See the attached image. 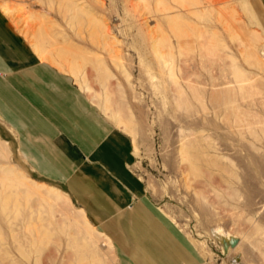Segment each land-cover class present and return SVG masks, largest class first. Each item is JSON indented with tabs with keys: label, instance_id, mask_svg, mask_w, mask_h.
I'll return each mask as SVG.
<instances>
[{
	"label": "rangeland",
	"instance_id": "374dc122",
	"mask_svg": "<svg viewBox=\"0 0 264 264\" xmlns=\"http://www.w3.org/2000/svg\"><path fill=\"white\" fill-rule=\"evenodd\" d=\"M238 1L221 9L204 0H0L38 55L72 73L129 136L141 189L208 264H264V4ZM236 21L259 34L255 57ZM105 25L120 41L112 40L117 58L103 44ZM155 39L176 82L154 58ZM116 118L130 121L131 130ZM14 147L0 131V167L39 187L41 197L26 200L25 186H10L0 219L29 220L45 231L33 245L23 240L25 256L16 252L15 261L84 264L70 241L76 237L100 264H121L110 236L59 186L35 176ZM218 232L239 241L224 251ZM106 238L112 250L100 245Z\"/></svg>",
	"mask_w": 264,
	"mask_h": 264
},
{
	"label": "crops",
	"instance_id": "0c3cea01",
	"mask_svg": "<svg viewBox=\"0 0 264 264\" xmlns=\"http://www.w3.org/2000/svg\"><path fill=\"white\" fill-rule=\"evenodd\" d=\"M0 131L35 176L110 236L121 264H208L141 189L129 136L72 73L38 55L1 6Z\"/></svg>",
	"mask_w": 264,
	"mask_h": 264
},
{
	"label": "bare ground",
	"instance_id": "6f19581e",
	"mask_svg": "<svg viewBox=\"0 0 264 264\" xmlns=\"http://www.w3.org/2000/svg\"><path fill=\"white\" fill-rule=\"evenodd\" d=\"M160 1L161 0H158V3H160ZM231 1L232 0H204V2H206L207 4L218 5L221 9H223L222 7H230L228 5L231 4ZM238 2H239L238 5H247V6L250 5L249 1L246 2L244 0V1H242V3H240V0H239ZM3 10L5 12L10 11V9L7 7L3 8ZM249 18H251V16H249ZM235 23H236L235 26L238 25V28H239V30H238V28L236 29L237 36L242 35L240 37L242 38V41L245 42V46H244L245 51L247 52V54H251L252 56L255 57V50H256L255 45L259 41V39H261L259 34L257 33L256 30L247 29L241 21H236ZM108 28L105 25L103 27V31H102L103 33L100 35L102 36L103 44L105 46L106 45L109 46L108 47V48H110L109 52L112 54L111 57L113 56L114 58H117L118 54H117L116 50L114 49L115 45L112 44L113 43L112 40H116L117 43L120 41L117 40L114 36L110 35V33L108 32ZM152 49H153L154 54H155L154 58H156V60H158V62L161 64L160 67H162V63H163L164 67L167 68L169 77H171L173 79V81L176 82L175 77L173 76V73H172V66H170L169 62L165 59V57H164L165 54L163 52H161V49L159 48V42L156 39L152 43ZM181 96H182V90H181V88H178L177 93H176V98H175V100L177 101L178 104L181 103V101H182ZM116 121L118 123L123 122L125 125V128H127L128 130H131L132 125H131L130 121H128V120L123 121L121 118H116ZM13 171L11 169L0 167V176H1L0 177V208L2 211H4V213L8 209V205H9L8 201L11 199V197L9 195L5 194V191H7V189L10 186H17L20 184L25 186V191H23L25 196L23 198H25L26 200H28L29 199L28 197H30V195H32V194H36V195H39L41 197V195L39 194V191H38L39 187H36V186L31 185L29 183H26L23 176L19 175L15 171L14 172ZM47 189L49 191H52L54 193L59 194V191L56 189H52V188H47ZM24 220H26V219H24ZM32 225L33 224L29 220H26L25 222H18V223L15 221L13 223L6 218L0 219V264H5V262H7V264H18V262L15 261L16 252H18L20 255L25 256L24 255L25 248H23V246H24L23 240L28 245H33L36 242L37 238L43 237V235L45 234V231L42 232L41 231L42 229L39 228V226H35V225L32 226ZM55 227H57V230L61 233L68 234L70 232V230H69L70 227L67 224L66 225L56 224ZM21 228H24V230H25L24 232L22 231L23 233H21V231L19 230ZM258 230H259V228H256L255 232H259ZM38 231H40V233ZM70 241L73 244L72 246L74 247L75 257L77 258L78 263L80 261V262H83L84 264H100V260L97 258V256H98L97 253H95V254L94 253H91V254L86 253V249L83 247L82 244L80 245L77 242L76 237L72 238ZM261 243H262L261 240H259V239L256 240L255 237H253V239L250 241V244L254 248H260ZM100 245L112 250L111 243H110L108 238H106L105 240H101ZM38 258L32 264H39ZM234 263L237 264V262H235V261H234ZM61 264H63V263H61Z\"/></svg>",
	"mask_w": 264,
	"mask_h": 264
},
{
	"label": "water",
	"instance_id": "95a60500",
	"mask_svg": "<svg viewBox=\"0 0 264 264\" xmlns=\"http://www.w3.org/2000/svg\"><path fill=\"white\" fill-rule=\"evenodd\" d=\"M216 235L222 242L224 251H227L229 246H235L239 241V237L235 234H222L218 232ZM235 260H238V257H235Z\"/></svg>",
	"mask_w": 264,
	"mask_h": 264
}]
</instances>
